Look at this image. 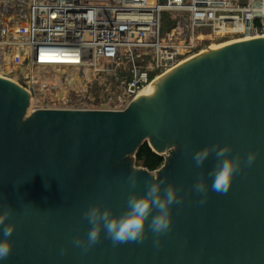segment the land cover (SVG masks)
<instances>
[{"label":"water","instance_id":"95a60500","mask_svg":"<svg viewBox=\"0 0 264 264\" xmlns=\"http://www.w3.org/2000/svg\"><path fill=\"white\" fill-rule=\"evenodd\" d=\"M201 54L123 110L27 115L29 90L0 76V212L10 206L5 224H16L11 254L0 264H264V38ZM144 143L164 158L157 171L134 167ZM217 143L241 157L226 193L213 191L208 176L218 149L200 167L192 158ZM132 171L135 189L127 179ZM151 178L165 180L162 190L168 183L180 190L159 244L147 228L150 216L143 242L113 244L102 230L88 251L74 245L91 227L82 219L88 207L100 203L121 215ZM201 178L208 184L204 203L193 189Z\"/></svg>","mask_w":264,"mask_h":264},{"label":"built area","instance_id":"2783aa9c","mask_svg":"<svg viewBox=\"0 0 264 264\" xmlns=\"http://www.w3.org/2000/svg\"><path fill=\"white\" fill-rule=\"evenodd\" d=\"M228 34L264 38V0H0V49L14 66H29L8 76L29 90L34 110H123L149 73L203 52L206 37ZM59 68L64 74L52 77ZM97 88L124 92L126 104L94 98Z\"/></svg>","mask_w":264,"mask_h":264},{"label":"clouds","instance_id":"9594fccd","mask_svg":"<svg viewBox=\"0 0 264 264\" xmlns=\"http://www.w3.org/2000/svg\"><path fill=\"white\" fill-rule=\"evenodd\" d=\"M216 151L217 162L208 173L212 178L211 188L217 193H226L232 185L234 175L241 168V157L237 154L235 157L230 155L231 146L215 145L206 146L196 151L193 160L197 167H200L210 154ZM256 153L252 152L247 156L246 163L251 165L255 162ZM129 187L135 189L138 184V177L135 172L128 176ZM165 180L161 179L155 182L146 181L147 192L143 195L133 191L127 200V210L121 215H113L112 208L103 207L102 204L96 203L88 207L82 216L91 225L86 238L77 237L74 245L80 247L83 251H88L92 246L99 242L102 230L107 238L111 239L113 244L124 243L128 241L143 242L146 239V222L151 216V222L147 225L156 237V243L159 244V238L171 230L173 223L172 206L180 203L179 188L168 183L166 187ZM193 189L198 194H203L200 203L207 200L208 184L205 179L201 178L193 185ZM155 212V215H153ZM13 213L9 206L6 210L0 212V226H3V235L5 239L0 240V259H6L12 251L13 244L8 237L14 231L15 223L5 221Z\"/></svg>","mask_w":264,"mask_h":264},{"label":"bare ground","instance_id":"6f19581e","mask_svg":"<svg viewBox=\"0 0 264 264\" xmlns=\"http://www.w3.org/2000/svg\"><path fill=\"white\" fill-rule=\"evenodd\" d=\"M11 36L12 37H17L16 29H13L11 31ZM245 40H250V39H245ZM245 40H236V41H229V42H225V43L215 44V45L209 47L206 51H203L202 53L205 54V53H207V52H209L211 50L223 48L224 46H227V45H229L231 43L239 42V41H245ZM203 54H201V55H203ZM12 58L13 57H11L8 52L3 51V50L0 49V73L1 74L3 73V74H6V75H14L15 74V70H20L22 73H26L29 70V66L28 65H23L21 63H16L17 65L14 66L15 64L13 63ZM174 68L171 69V70L173 71ZM171 70L165 71L163 74H161L160 76H157L155 79H153L151 82H149V84L147 86H145V88L143 90H141L137 94V96L135 98L136 99L135 101L138 102V101L143 100L146 97V95L157 85V83L163 77H165L169 72H171ZM63 74H64V70L59 68L57 70V73L53 74L52 77H61ZM0 76H2V75H0ZM70 83L74 84L75 83V79L72 78L70 80ZM29 101H30V103H29V107L27 109V113H26L27 115H30L32 113V111H34V108L32 109L33 104H34V98L31 96V99Z\"/></svg>","mask_w":264,"mask_h":264},{"label":"rangeland","instance_id":"374dc122","mask_svg":"<svg viewBox=\"0 0 264 264\" xmlns=\"http://www.w3.org/2000/svg\"><path fill=\"white\" fill-rule=\"evenodd\" d=\"M242 37L239 36V35H234V34H228L226 36H217V37H214L212 36L211 38L209 37H206L203 41V47L201 50L203 51H206L209 47L215 45V44H219V43H225V42H229V41H236V40H240ZM151 59L150 58H147V61H150ZM126 61H123L122 62V68H120V71H122L123 73H126V70H127V64L125 63ZM137 63L139 65H141V67L143 69H145L146 67V64L147 62L145 61V58L142 56L141 58H138L137 60ZM142 63V64H141ZM150 65V64H149ZM166 70H163L160 74H158V76H160L161 74H163ZM2 75L1 77H5L7 79H9V76L6 75V74H1ZM13 82H15L14 78H11ZM9 79V80H11ZM106 85H108V88L107 90L108 91H112L111 88H110V81L107 80L105 82ZM95 92V97L96 99H101V97L105 100H108L109 101V104L115 106L118 108V106L122 105L124 106L126 104V102L124 101L126 99V95L124 92H119L113 96H109V95H106L105 93V89L101 88H97L94 90ZM104 94L106 95V97L104 96ZM121 100V101H120ZM33 109V107H32ZM175 147L174 145H170L168 148H167V155L171 154L173 151H174ZM134 167L138 168L139 166L136 165V163L134 164Z\"/></svg>","mask_w":264,"mask_h":264},{"label":"trees","instance_id":"16d2710c","mask_svg":"<svg viewBox=\"0 0 264 264\" xmlns=\"http://www.w3.org/2000/svg\"><path fill=\"white\" fill-rule=\"evenodd\" d=\"M157 74L158 73L155 74V72L149 73L148 83L151 82ZM135 158L136 165L148 170L149 172L157 171L164 163V158L154 153L147 143H144L139 147Z\"/></svg>","mask_w":264,"mask_h":264}]
</instances>
